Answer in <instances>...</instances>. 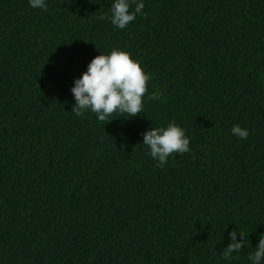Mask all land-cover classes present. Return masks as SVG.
Returning a JSON list of instances; mask_svg holds the SVG:
<instances>
[{
  "label": "trees",
  "instance_id": "1",
  "mask_svg": "<svg viewBox=\"0 0 264 264\" xmlns=\"http://www.w3.org/2000/svg\"><path fill=\"white\" fill-rule=\"evenodd\" d=\"M47 2L0 0V264H225L234 229L250 244L231 264H250L264 233V0H144L124 30L101 19L113 0ZM114 48L152 74L144 110L75 116L74 79ZM169 121L191 152L157 167L141 133Z\"/></svg>",
  "mask_w": 264,
  "mask_h": 264
},
{
  "label": "clouds",
  "instance_id": "2",
  "mask_svg": "<svg viewBox=\"0 0 264 264\" xmlns=\"http://www.w3.org/2000/svg\"><path fill=\"white\" fill-rule=\"evenodd\" d=\"M27 2L34 10H47L48 7L47 0ZM144 7V0H113L101 19L107 18L115 29L124 30L137 16L143 15ZM151 79L152 74L145 72L139 61L132 59L128 52L114 48L106 55L100 53L88 63L86 71L74 79L70 92L75 103L71 111L78 117L91 112L98 123L140 116ZM231 133L240 140L249 136V131L239 125H234ZM141 135L142 144L157 162V167H163L174 153L183 155L191 152L190 137L175 121H169L166 126L149 127ZM248 234L237 229L228 232L227 246L219 253L225 264H231L233 254H239L250 244L246 239ZM253 249L247 256L250 264H264V233L258 236Z\"/></svg>",
  "mask_w": 264,
  "mask_h": 264
}]
</instances>
